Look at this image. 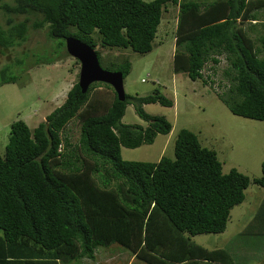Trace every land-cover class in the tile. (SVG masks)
<instances>
[{"label": "trees", "instance_id": "trees-1", "mask_svg": "<svg viewBox=\"0 0 264 264\" xmlns=\"http://www.w3.org/2000/svg\"><path fill=\"white\" fill-rule=\"evenodd\" d=\"M167 2L177 0H0V48L23 42L29 29L45 25L49 37L61 39L59 46L70 36L92 48L147 53ZM262 6L264 0L180 2L171 57L173 73L193 81L207 59L217 63L223 55L229 83L216 96L232 114L255 120H264V57L242 25L249 23L250 30L261 23L256 12ZM256 40L264 50V33ZM116 64L114 71L124 78L128 61ZM15 79L0 69V85ZM93 83L80 92L74 82L33 128L20 119L10 122L0 154V244L14 250L0 253V264H78L110 243L146 264H233L223 248L208 249L190 236L224 230L250 180L264 188V158L259 175L251 178L235 168L221 172L215 152L180 128L171 158L124 160L121 146L150 144L171 129L142 105L172 101L155 89L143 96L124 93L122 101L113 93L100 106ZM127 104L145 126L120 121ZM72 117L79 119V131L70 146L60 133ZM63 141L66 151L60 149ZM258 205L248 225L260 233L264 191Z\"/></svg>", "mask_w": 264, "mask_h": 264}, {"label": "rangeland", "instance_id": "rangeland-1", "mask_svg": "<svg viewBox=\"0 0 264 264\" xmlns=\"http://www.w3.org/2000/svg\"><path fill=\"white\" fill-rule=\"evenodd\" d=\"M183 1L186 0L164 5L149 52L140 54L128 47L108 50L97 45L93 48L99 53L100 67L106 71H114L116 62L128 61L129 71L122 80L124 93L143 96L157 89L172 101L170 106L157 102L142 105L146 113L168 120L170 131L165 135H155L150 144L142 143L134 148L121 146L120 156L124 160L146 162H155L161 156L171 158L176 133L185 128L196 135L201 146L215 152L221 172L235 168L250 178L257 176L264 158V120L234 115L217 98L216 95L225 91L229 83L222 72L227 65L224 56L217 55V63L207 59L200 69V78L193 81L185 73H173L171 69L178 4ZM189 1H197L199 6H203L211 0ZM256 16L261 23H256L250 30L249 23L242 26L259 47L258 57H264V50L256 40L264 33V6L257 9ZM20 18L18 16L14 20ZM4 19L0 12V24L4 25ZM60 41L49 37L43 25L29 29L23 42L4 50L0 48V69L5 68L6 74L16 76L13 83L0 85V154L7 142L10 122L20 119L28 128L35 127L61 104L66 91L77 82L79 63L65 52L64 42L63 46L58 45ZM91 87V93L99 96L100 106L110 103L114 93L111 86L96 82ZM102 111L100 108L98 113ZM120 121L141 126L146 124L135 114L132 104L125 106ZM78 131L79 119L72 117L60 135L72 146L77 142ZM63 143L60 149L66 151ZM263 191V187L250 180L243 190L241 202L230 208L224 230L194 234L190 236L191 240L208 249L223 248L233 264H264V232H253L248 225L259 207ZM260 226H264V221ZM13 250V247L0 244V253ZM23 251L27 253L26 248ZM93 254V258H79L78 264H146L117 243L98 246ZM17 255L25 254L20 252ZM69 262L66 264H72L74 260Z\"/></svg>", "mask_w": 264, "mask_h": 264}, {"label": "water", "instance_id": "water-1", "mask_svg": "<svg viewBox=\"0 0 264 264\" xmlns=\"http://www.w3.org/2000/svg\"><path fill=\"white\" fill-rule=\"evenodd\" d=\"M64 45L67 54L79 63L77 85L80 92H84L93 82H101L112 87L117 100L124 99L123 78L120 71L102 69L93 48L78 39L66 37Z\"/></svg>", "mask_w": 264, "mask_h": 264}, {"label": "built area", "instance_id": "built-area-1", "mask_svg": "<svg viewBox=\"0 0 264 264\" xmlns=\"http://www.w3.org/2000/svg\"><path fill=\"white\" fill-rule=\"evenodd\" d=\"M141 81H142V79H141Z\"/></svg>", "mask_w": 264, "mask_h": 264}, {"label": "crops", "instance_id": "crops-1", "mask_svg": "<svg viewBox=\"0 0 264 264\" xmlns=\"http://www.w3.org/2000/svg\"><path fill=\"white\" fill-rule=\"evenodd\" d=\"M263 190H264V188H263Z\"/></svg>", "mask_w": 264, "mask_h": 264}]
</instances>
